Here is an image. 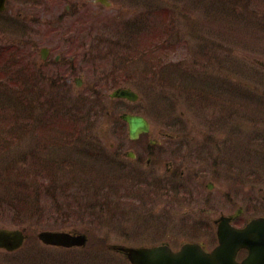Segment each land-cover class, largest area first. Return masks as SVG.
<instances>
[{
  "label": "rangeland",
  "instance_id": "374dc122",
  "mask_svg": "<svg viewBox=\"0 0 264 264\" xmlns=\"http://www.w3.org/2000/svg\"><path fill=\"white\" fill-rule=\"evenodd\" d=\"M92 1L7 0L0 16V44L12 47L0 70V227L28 236L20 251H0V264H128L107 244L196 241L210 249L221 213L241 207L245 218L264 216V0H110L106 8ZM129 29L134 38L124 36ZM47 45L52 56L66 55L65 87L33 76ZM18 64L24 70L10 75ZM117 86L136 92V102L111 99ZM123 112L147 117L152 138L172 121L215 132L220 142L231 136L232 145L222 144L226 168L238 173L211 175L200 160L195 184L179 177L181 187L155 188L148 171L173 178L159 159L147 166L125 156L140 153L145 139L127 140ZM40 230L87 241L43 247Z\"/></svg>",
  "mask_w": 264,
  "mask_h": 264
},
{
  "label": "water",
  "instance_id": "95a60500",
  "mask_svg": "<svg viewBox=\"0 0 264 264\" xmlns=\"http://www.w3.org/2000/svg\"><path fill=\"white\" fill-rule=\"evenodd\" d=\"M0 0V9L2 8ZM112 97H124L130 100L136 95L127 89H118ZM122 118L128 124L129 136L136 138L140 132L147 130L145 120L140 116L124 115ZM38 238L44 244L72 247L83 245L82 235L73 236L66 232L43 231ZM25 239L19 230L0 228V249L14 251ZM218 246L206 253L196 245H184L179 253L172 254L163 247L154 248H123L131 264H264V221L257 220L245 229L234 230L220 226L217 230ZM248 249L247 257L241 262L235 261L239 248Z\"/></svg>",
  "mask_w": 264,
  "mask_h": 264
},
{
  "label": "flooded vegetation",
  "instance_id": "af4514ba",
  "mask_svg": "<svg viewBox=\"0 0 264 264\" xmlns=\"http://www.w3.org/2000/svg\"><path fill=\"white\" fill-rule=\"evenodd\" d=\"M74 8L76 11H81L82 5H78L77 8L75 5ZM66 9L69 10V7L67 6ZM79 20H82V19L80 18ZM43 47L46 48L44 52L45 58L42 60L40 58V53L38 51L39 64L35 63L37 67L39 65L38 67L39 68V80L43 83L44 82L46 83L48 81L49 84L68 85L69 83H72V80L70 79L71 76L66 77L68 76L69 73H66L64 69L61 68L63 67L62 64L65 61L64 57H66V55L62 52H57L54 56H52L51 55L52 46L47 45ZM83 60H86L85 53L83 56ZM68 63H71L70 65L74 66V63L73 61L71 62V60H69ZM43 66L45 68L46 66H51L50 68H53V72H51V69H49V72L46 73L45 70L43 71L42 69ZM74 82L75 83L78 82L80 84V81L78 80V78H76ZM184 127L183 126L181 127L167 126L165 129L156 133L155 137L160 138L159 141L151 140L150 141L151 145H141L140 148L142 149V151L140 153H137L135 151L134 152L126 151L124 154L125 156L130 155L134 161L140 162L144 159V162L147 166L156 161L161 160L162 162H160V165L166 168L167 175L168 176L170 175L171 176L170 178H173V179L175 178L177 179L178 176L183 175V171L181 170V173L179 171L180 166L184 164L185 162H187L188 164H192L188 166L189 174L187 175V177L198 178L200 173L199 174L197 173L199 172V170L197 171L196 161L198 162L201 160V162L207 164L209 161V156L214 150V149H211L210 147H215V144L205 140V137H206L205 133L202 134L204 137L203 140L194 139V136L192 134H189L186 132L183 133V130L185 129ZM149 134H151L150 131L148 135ZM191 157L193 158V160H191ZM220 157H221V152L214 151L213 157L210 160V164L211 165L216 164V162L218 161ZM222 162L223 160L221 159L219 163H222ZM185 169L186 168L184 167L183 170ZM151 173L152 175L148 177L149 179H154V180H159V181L164 180V182L166 183L170 182V179H165V177L163 178L161 175L155 174L154 171H151ZM208 185H212V183ZM229 203L232 204V201L229 200ZM233 222H234V219H233Z\"/></svg>",
  "mask_w": 264,
  "mask_h": 264
},
{
  "label": "trees",
  "instance_id": "16d2710c",
  "mask_svg": "<svg viewBox=\"0 0 264 264\" xmlns=\"http://www.w3.org/2000/svg\"><path fill=\"white\" fill-rule=\"evenodd\" d=\"M9 207L12 209L13 208V201L9 203Z\"/></svg>",
  "mask_w": 264,
  "mask_h": 264
}]
</instances>
